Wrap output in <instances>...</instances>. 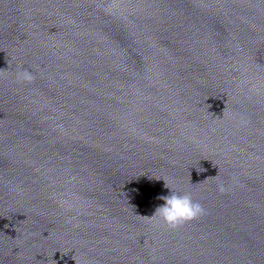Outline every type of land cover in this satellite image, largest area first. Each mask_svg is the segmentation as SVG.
Instances as JSON below:
<instances>
[{
  "label": "clouds",
  "instance_id": "1",
  "mask_svg": "<svg viewBox=\"0 0 264 264\" xmlns=\"http://www.w3.org/2000/svg\"><path fill=\"white\" fill-rule=\"evenodd\" d=\"M2 74V70H0V75ZM15 78L18 83H31L35 80V76L28 68H20L16 72ZM165 187L169 188L167 183ZM217 190L224 194L229 189L223 182H220L217 184ZM157 199L163 203L155 207L149 218L162 222L169 230H175L207 214L204 206L199 201L194 200L190 193L181 194L171 191L166 196H158Z\"/></svg>",
  "mask_w": 264,
  "mask_h": 264
}]
</instances>
